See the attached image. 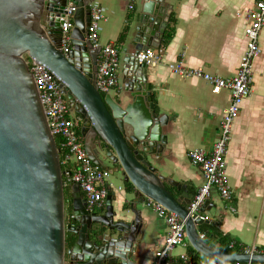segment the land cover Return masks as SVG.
<instances>
[{"label":"water","instance_id":"1","mask_svg":"<svg viewBox=\"0 0 264 264\" xmlns=\"http://www.w3.org/2000/svg\"><path fill=\"white\" fill-rule=\"evenodd\" d=\"M93 2L0 0V264H65L67 257L73 264H136L146 230L137 203L147 199L185 220L187 239L198 254L227 264H264V254L225 252L207 243L198 227L207 222L200 213L209 201L190 214L194 195L166 174L167 116L157 112L148 66L137 55L161 47L172 6L144 0L135 19L136 50L123 66V89L103 95L95 83L101 49L88 33ZM69 5L76 11L65 53L61 17ZM28 61L55 73L68 108L99 135L104 149L85 144L87 154L112 176L119 174L127 189L131 185L129 208L124 203L114 210L110 187L106 212H89L79 185L73 184L74 223H66L60 151ZM168 185L182 195L176 198ZM67 233L74 238L68 247Z\"/></svg>","mask_w":264,"mask_h":264},{"label":"crops","instance_id":"2","mask_svg":"<svg viewBox=\"0 0 264 264\" xmlns=\"http://www.w3.org/2000/svg\"><path fill=\"white\" fill-rule=\"evenodd\" d=\"M254 1L166 0V4L172 6L171 15L175 22L169 23L161 43L165 49L164 63L147 67L148 82L157 112L167 116V124L163 127L167 145L162 153L168 167L166 174H173L174 180L194 197L205 179L202 170L192 163L189 153L195 150L206 154L213 152L221 135V123L231 94L228 89L214 93L212 85L202 78L181 77L167 64L182 61L187 69H202L225 79L234 77L246 49L245 29ZM143 2L134 0L132 10L129 9L130 0H94L92 5V8L101 6L105 10V18L98 28L100 43L115 44L119 52V87L113 95L123 89V66L136 50L135 19ZM170 28H173L171 38L163 45ZM124 34L125 39L121 41ZM259 45L262 53L253 66L252 93L244 100L233 123L225 156L227 183L233 200L225 201L213 189L206 200L209 204L200 213L207 222L198 229L205 236L208 227L216 226L242 249L255 246L264 250V27ZM128 75H132L130 70ZM110 182L115 196L114 210H119L124 203L129 208L134 191L126 188L122 178L111 175ZM167 187L176 198L183 193L174 185ZM147 201L137 203L146 230L139 255L135 258L136 264H155V253L163 247L168 234L166 220L148 207ZM104 210L106 205L100 209ZM208 241L213 247L219 242L213 236ZM191 247H178L174 258L177 260L186 251L190 253ZM189 264L218 263L198 255L191 258Z\"/></svg>","mask_w":264,"mask_h":264},{"label":"built area","instance_id":"3","mask_svg":"<svg viewBox=\"0 0 264 264\" xmlns=\"http://www.w3.org/2000/svg\"><path fill=\"white\" fill-rule=\"evenodd\" d=\"M133 8L134 0H130L129 9ZM75 11L76 7L69 5L65 8V15L61 17L62 47L65 53L69 52L72 42L71 32L74 26ZM248 17L249 24L245 29L246 49L241 56L239 68L234 77L225 79L202 69H187L182 61L167 64L173 73L181 77L202 78L212 85L214 93L218 94L223 89H228L231 94L229 107L221 123V135L213 152L206 154L203 151L195 150L189 153L192 163L202 170L205 179L204 185L198 190L189 205L192 215L200 211L213 189H216L225 201L232 202L233 200L232 190L227 183L225 156L231 139L233 123L240 113L244 100L252 93L254 62L262 53L259 38L264 27V0L254 1ZM104 18V8L93 7L88 33L94 47L101 49L95 83L98 90L106 95L115 93L119 87L120 58L115 44L102 45L100 43L98 28L100 21ZM164 55L163 47L148 48L137 55V60L147 66L159 65L164 63ZM28 64L34 75L50 131L56 140L58 137L60 138V147L63 152L61 164L64 171V188L68 190L73 184L79 185L89 212L104 209L108 190L112 185L110 182L111 173L95 164L88 156L84 140L82 136H79L78 120L67 106L55 73L44 64L34 61H28ZM147 206L164 218L168 224V234L164 245L155 253V264H189L191 255L187 251L180 254L177 260L174 258V252L178 247L188 249L191 246L186 236L185 220L151 199H148ZM73 219L74 214L67 211L66 223H71ZM235 245L236 242L232 241L229 247L233 248ZM240 253L264 254V250L254 246L243 248ZM65 264L73 263L68 260Z\"/></svg>","mask_w":264,"mask_h":264},{"label":"trees","instance_id":"4","mask_svg":"<svg viewBox=\"0 0 264 264\" xmlns=\"http://www.w3.org/2000/svg\"><path fill=\"white\" fill-rule=\"evenodd\" d=\"M170 22L171 23H174L175 22V20L174 19H172V15H171V18H170ZM170 30L171 31H169L168 33H167V35H166V37H165V42H164V44L163 45H166L167 43H168V41L170 40V38H171V32H172V30H173V28H170ZM126 31V30H125ZM125 33V32H124ZM125 39V34L124 35H122L121 36V41H123ZM79 136L81 137V134H80V131H79ZM57 145H58V148H59V151H60V158H61V160H63V152H62V149H61V147H60V138L58 137L57 138ZM128 189L130 190H132V188H131V185H129L128 186ZM66 195H67V197H68V199L70 198V196H71V191H70V189H68V190H66ZM69 206H68V208H67V211L69 212V213H71L72 212V210H73V207H72V204H68ZM217 237L218 238V240H219V242H218V244L216 245V246H214L216 249H218V250H221V251H225V252H233V253H240V252H242V248L238 245V244H236L233 248H230L229 247V245H230V242H232L227 236H224L217 228H216V226H210V227H208L207 229H206V234H205V236H204V239H205V241H207V242H209L208 241V238L209 237ZM66 240H67V244L68 245H70V244H72L73 243V241H74V238H73V235L71 234V233H67L66 234ZM191 252L189 253L190 255H191V258L192 259H194V257L196 256H202L201 254H198L192 247H191ZM208 260H210V261H212V262H214V263H218V264H227V263H220V262H216V261H213V260H211V259H209V258H207Z\"/></svg>","mask_w":264,"mask_h":264},{"label":"flooded vegetation","instance_id":"5","mask_svg":"<svg viewBox=\"0 0 264 264\" xmlns=\"http://www.w3.org/2000/svg\"><path fill=\"white\" fill-rule=\"evenodd\" d=\"M73 116L76 117L78 120L80 134L84 140V143L89 145V146H96L99 149H104L103 142L101 141L99 135L95 131H93L92 127L90 125L85 126L83 123V120L81 119V117L78 114L73 112ZM83 129H84V135H83ZM83 198H84V196H83ZM66 199H67V208H68L69 199H68L67 195H66ZM96 212L99 214H103L106 212V210H104V211L98 210ZM73 223L74 222L72 221L71 224H73ZM66 242H67V240H66ZM67 247H68V244H67ZM68 258L69 257L66 258L67 261L69 260Z\"/></svg>","mask_w":264,"mask_h":264},{"label":"rangeland","instance_id":"6","mask_svg":"<svg viewBox=\"0 0 264 264\" xmlns=\"http://www.w3.org/2000/svg\"><path fill=\"white\" fill-rule=\"evenodd\" d=\"M99 157L101 158V160H102V162H103V164L105 165V166H109V167H112V164L111 163H109V162H105V160L102 158V155H99ZM114 177H119V178H121L120 176H119V174H116Z\"/></svg>","mask_w":264,"mask_h":264}]
</instances>
